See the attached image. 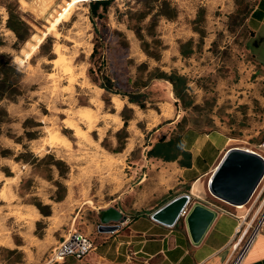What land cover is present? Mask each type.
Wrapping results in <instances>:
<instances>
[{
  "label": "rangeland",
  "instance_id": "374dc122",
  "mask_svg": "<svg viewBox=\"0 0 264 264\" xmlns=\"http://www.w3.org/2000/svg\"><path fill=\"white\" fill-rule=\"evenodd\" d=\"M9 1L21 37L0 5V52L22 80L21 95L0 99L9 113L0 123V264H47L71 231L91 238L103 210L154 209L172 198L175 172L145 159L153 131L170 121L204 131L223 125L231 146L264 150V72L244 50L253 0H112L94 19L91 0H76L59 34L47 35L50 15L72 0ZM163 73L185 77L181 96ZM80 111H97L94 130ZM201 190L197 200L224 203L207 182Z\"/></svg>",
  "mask_w": 264,
  "mask_h": 264
},
{
  "label": "crops",
  "instance_id": "0c3cea01",
  "mask_svg": "<svg viewBox=\"0 0 264 264\" xmlns=\"http://www.w3.org/2000/svg\"><path fill=\"white\" fill-rule=\"evenodd\" d=\"M253 2L246 18L249 36L244 50L254 65L264 72V0ZM169 124L153 131L145 159L155 167L164 166L175 172L173 187L177 193L154 209L114 206L126 218L113 232L101 231V223L98 225V231L91 237L94 243L91 257L83 264H224L230 258L233 244L240 241L239 229L252 219L261 201L264 183L258 185L246 203L238 205L223 199L224 203L217 200L203 203L197 200V194L205 182L209 187L212 173L230 147L253 149L245 145L231 146L233 139L223 125L204 131L193 125L178 128L179 119ZM260 147L264 148V141ZM253 151L264 156V150ZM184 194L191 196L188 208L199 202L216 212L198 243L193 242L184 218L167 226L152 217L160 207ZM242 264H264V226Z\"/></svg>",
  "mask_w": 264,
  "mask_h": 264
},
{
  "label": "water",
  "instance_id": "95a60500",
  "mask_svg": "<svg viewBox=\"0 0 264 264\" xmlns=\"http://www.w3.org/2000/svg\"><path fill=\"white\" fill-rule=\"evenodd\" d=\"M264 176L262 156L248 149L230 147L211 175L209 189L213 195L229 203H246ZM191 200L189 194L180 195L156 210L152 217L167 226L175 225L183 209ZM216 212L201 203H194L185 217L193 242L198 243L213 222ZM124 216L112 206L103 210L101 231L113 232L119 228Z\"/></svg>",
  "mask_w": 264,
  "mask_h": 264
},
{
  "label": "trees",
  "instance_id": "16d2710c",
  "mask_svg": "<svg viewBox=\"0 0 264 264\" xmlns=\"http://www.w3.org/2000/svg\"><path fill=\"white\" fill-rule=\"evenodd\" d=\"M112 0H91L90 10L91 18L94 19L96 16L101 17L102 14L98 13L99 8L107 10L108 6L111 4ZM0 5H4L7 8L9 17L7 19V26L12 29L18 37H21L18 27L14 23L15 19V6L13 2L9 0H0ZM19 25H25V22L19 19ZM3 45V42L0 39V47ZM182 54H188L185 49L181 48ZM187 55V56H188ZM107 81V85H103L106 90H112V81L110 78L104 77ZM159 78H164L175 83V91L178 96H181V90L186 88L185 77L178 75L172 76L166 73L160 75ZM21 72L18 69V66L13 62L12 56L8 53L0 52V99H9L15 100L19 95H21ZM179 86H182V89H179ZM119 93V92H116ZM129 101L137 103L140 106H144L141 100L138 99L136 94H127ZM9 113L8 111L0 106V123L8 121ZM1 135V131H0ZM152 151V150H151ZM149 151V154L150 152ZM169 158V156H167ZM46 215H50L47 213Z\"/></svg>",
  "mask_w": 264,
  "mask_h": 264
},
{
  "label": "built area",
  "instance_id": "2783aa9c",
  "mask_svg": "<svg viewBox=\"0 0 264 264\" xmlns=\"http://www.w3.org/2000/svg\"><path fill=\"white\" fill-rule=\"evenodd\" d=\"M262 158L264 160V156H262ZM262 183H264V176L261 179L259 185ZM189 210L190 208H188L187 205L181 212L179 219H185L189 213ZM244 225L245 227L243 229L242 227L239 229V233H241L240 241H237L233 244L231 256L224 264H242L245 255L253 244L256 236L261 232L264 226V188L261 192V201L256 209L253 219ZM93 249L94 243L91 238L87 234L75 229L52 248L47 264L60 263L67 257H73L75 259L81 260L86 257Z\"/></svg>",
  "mask_w": 264,
  "mask_h": 264
},
{
  "label": "bare ground",
  "instance_id": "6f19581e",
  "mask_svg": "<svg viewBox=\"0 0 264 264\" xmlns=\"http://www.w3.org/2000/svg\"><path fill=\"white\" fill-rule=\"evenodd\" d=\"M75 1L76 0H72V1L68 2V4L66 6H63L62 9L59 10L56 13V15H52V14L50 15V16H52V19L49 17L51 20L48 19L49 26L47 27L46 31L44 32V35H47L51 31L59 34V32L56 30V26L58 24H60L62 21H67V20L70 19L71 15H72V7L75 4ZM66 39L68 41L73 42L75 44V39L71 35H67ZM57 51H59V47L57 48ZM98 104L101 105L100 103H98ZM78 115L81 117L82 120L87 122L88 128H89L90 131L94 130V128L96 127L95 126L96 122L99 119L97 111H94V112H90V111H84L83 112V111H80V113ZM66 124H67V126L70 129L74 130V135L75 136L84 137L83 133L80 131V128L78 127V125L76 123L66 121ZM56 135H57L58 138L62 137L64 140L66 139L65 137L60 136L59 134H56Z\"/></svg>",
  "mask_w": 264,
  "mask_h": 264
}]
</instances>
